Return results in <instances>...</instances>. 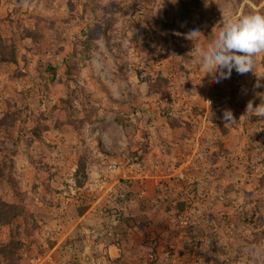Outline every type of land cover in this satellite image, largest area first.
<instances>
[{
    "label": "rangeland",
    "instance_id": "1",
    "mask_svg": "<svg viewBox=\"0 0 264 264\" xmlns=\"http://www.w3.org/2000/svg\"><path fill=\"white\" fill-rule=\"evenodd\" d=\"M251 13L264 0H0V264H264V53L219 83L194 66Z\"/></svg>",
    "mask_w": 264,
    "mask_h": 264
},
{
    "label": "clouds",
    "instance_id": "2",
    "mask_svg": "<svg viewBox=\"0 0 264 264\" xmlns=\"http://www.w3.org/2000/svg\"><path fill=\"white\" fill-rule=\"evenodd\" d=\"M199 36L198 29L191 30L186 39L198 41ZM261 53H264V14L229 17L210 42L195 48L194 66L202 70V78L210 74L211 80L219 83L230 78L233 70L241 75L254 71L255 57ZM246 111L264 117V94L255 107L249 101ZM222 118L226 123L235 121L231 110H224Z\"/></svg>",
    "mask_w": 264,
    "mask_h": 264
},
{
    "label": "trees",
    "instance_id": "3",
    "mask_svg": "<svg viewBox=\"0 0 264 264\" xmlns=\"http://www.w3.org/2000/svg\"><path fill=\"white\" fill-rule=\"evenodd\" d=\"M162 26H163V28H165V34L163 35V38L167 41V40H169V38L167 39L168 32H169L171 29H169L168 25H162ZM170 35H171V34L169 33V36H170ZM52 72H53V70H52ZM17 212L19 213V210H16V214H17ZM5 215H6V211H3V210L0 208V218L3 219V218L5 217Z\"/></svg>",
    "mask_w": 264,
    "mask_h": 264
},
{
    "label": "built area",
    "instance_id": "4",
    "mask_svg": "<svg viewBox=\"0 0 264 264\" xmlns=\"http://www.w3.org/2000/svg\"><path fill=\"white\" fill-rule=\"evenodd\" d=\"M41 256H33L28 259L29 264H40L41 263Z\"/></svg>",
    "mask_w": 264,
    "mask_h": 264
},
{
    "label": "water",
    "instance_id": "5",
    "mask_svg": "<svg viewBox=\"0 0 264 264\" xmlns=\"http://www.w3.org/2000/svg\"><path fill=\"white\" fill-rule=\"evenodd\" d=\"M89 258H90V255H88V253H85L84 260L87 261L89 260Z\"/></svg>",
    "mask_w": 264,
    "mask_h": 264
}]
</instances>
